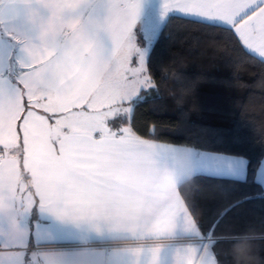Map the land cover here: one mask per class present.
<instances>
[{
  "label": "crops",
  "instance_id": "crops-1",
  "mask_svg": "<svg viewBox=\"0 0 264 264\" xmlns=\"http://www.w3.org/2000/svg\"><path fill=\"white\" fill-rule=\"evenodd\" d=\"M162 2L146 10L157 31L181 17L162 21ZM76 27L87 66L44 92L25 78L26 91L0 93V264H217L179 194L197 176L190 148L106 122L120 94L100 95L112 73Z\"/></svg>",
  "mask_w": 264,
  "mask_h": 264
},
{
  "label": "snow or ice",
  "instance_id": "snow-or-ice-1",
  "mask_svg": "<svg viewBox=\"0 0 264 264\" xmlns=\"http://www.w3.org/2000/svg\"><path fill=\"white\" fill-rule=\"evenodd\" d=\"M151 3L152 0H0V93L26 91L25 78L37 91L44 92L55 87L70 65L87 66L90 57L85 54L82 59L80 38L73 33L71 41L68 39L67 28L72 23L77 25L76 32L87 35L95 58L107 64L112 73L100 88V95L120 94L115 103L123 111L108 117L109 124L122 118L131 126L140 107L159 98L161 84L170 77L184 90L207 82L235 88L234 72L222 78L208 73L191 77L176 70L174 60L153 68L152 56L164 33L163 28L157 31L146 22ZM160 7L162 21L169 13H176L203 25L205 51L213 54V60L221 58L229 70L238 61L220 45L225 38L221 32H226L232 51L242 52L254 62L249 67L259 69L253 83H259L264 90V0H163ZM84 16H88L87 23ZM122 134L118 128L117 136ZM151 134L159 136L164 131L157 132L152 125ZM217 135L218 143L189 149L197 176L206 181L195 195L196 203L213 204L219 209L210 231L230 212L243 211L257 200L264 203V143L255 151L245 150L236 146L235 137L225 141L221 134ZM163 147L158 145V151Z\"/></svg>",
  "mask_w": 264,
  "mask_h": 264
},
{
  "label": "trees",
  "instance_id": "trees-1",
  "mask_svg": "<svg viewBox=\"0 0 264 264\" xmlns=\"http://www.w3.org/2000/svg\"><path fill=\"white\" fill-rule=\"evenodd\" d=\"M166 25V27H165ZM203 25L178 16H170L163 25V37L152 56V66L175 62V69L197 77L208 73L224 77L234 72L237 81L233 89L217 83H201L184 90L170 77L161 84L159 98L142 105L129 126L134 136L154 142L188 147L218 143L236 138V146L255 151L264 143V90L253 83L259 69L249 67L252 61L239 51H232V41L226 32L222 47L238 61L229 70L221 58L215 60L205 51L206 40L201 35ZM161 28V29H162ZM220 32L221 30H215ZM170 38V42L168 40ZM247 82V86H244ZM163 135H152L151 126ZM210 129L211 131H206ZM226 148L227 145H210ZM206 183L203 177H192L179 186V194L203 236L214 239L211 251L217 264H264V203L259 200L243 211H232L220 220L214 231L219 209L213 204H197L195 195ZM35 211H33V214Z\"/></svg>",
  "mask_w": 264,
  "mask_h": 264
},
{
  "label": "built area",
  "instance_id": "built-area-1",
  "mask_svg": "<svg viewBox=\"0 0 264 264\" xmlns=\"http://www.w3.org/2000/svg\"><path fill=\"white\" fill-rule=\"evenodd\" d=\"M3 158V154H2V152L0 151V159H2ZM211 240H207V242L209 243Z\"/></svg>",
  "mask_w": 264,
  "mask_h": 264
},
{
  "label": "rangeland",
  "instance_id": "rangeland-1",
  "mask_svg": "<svg viewBox=\"0 0 264 264\" xmlns=\"http://www.w3.org/2000/svg\"><path fill=\"white\" fill-rule=\"evenodd\" d=\"M115 111H116V112H118V111H121V112H122L123 109H118V110H115ZM114 113H115V112H112V111H111L110 115H111V114H114ZM100 119H101V118H100Z\"/></svg>",
  "mask_w": 264,
  "mask_h": 264
}]
</instances>
